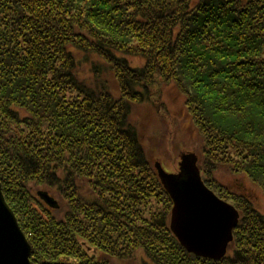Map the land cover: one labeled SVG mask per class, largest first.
Returning a JSON list of instances; mask_svg holds the SVG:
<instances>
[{"label": "trees", "instance_id": "16d2710c", "mask_svg": "<svg viewBox=\"0 0 264 264\" xmlns=\"http://www.w3.org/2000/svg\"><path fill=\"white\" fill-rule=\"evenodd\" d=\"M170 85L201 137L204 183L240 214L220 260L170 232L172 202L131 121ZM221 165L264 192V0H0V183L31 264L139 252L141 264H264V215L215 183Z\"/></svg>", "mask_w": 264, "mask_h": 264}, {"label": "water", "instance_id": "95a60500", "mask_svg": "<svg viewBox=\"0 0 264 264\" xmlns=\"http://www.w3.org/2000/svg\"><path fill=\"white\" fill-rule=\"evenodd\" d=\"M179 157L175 173H168L155 163L158 177L173 201L170 228L188 252L220 260L232 241L239 213L205 186L194 153H181ZM37 195L49 206H57L46 191ZM30 252V245L0 188V264H30Z\"/></svg>", "mask_w": 264, "mask_h": 264}, {"label": "rangeland", "instance_id": "374dc122", "mask_svg": "<svg viewBox=\"0 0 264 264\" xmlns=\"http://www.w3.org/2000/svg\"><path fill=\"white\" fill-rule=\"evenodd\" d=\"M150 97L158 108L150 102H144L134 108L131 113V121L139 129L142 143L152 161L159 160L166 171L176 172L178 169V151L193 152L199 160L202 141L187 116L183 95L170 85L160 91L158 87L152 89ZM200 173L203 180V177H205L204 173L202 171ZM213 178L215 183L229 194H241L249 198L254 208L264 215V192L245 175L240 172L234 173L228 167L221 165L213 172ZM208 184L210 185V183ZM40 191L44 192L46 190ZM227 202L231 204V202ZM81 246L95 259L99 261L105 259V256L98 249L83 243ZM134 257H136L134 260H116L117 262L114 260V262L115 264L142 263L143 254L141 252Z\"/></svg>", "mask_w": 264, "mask_h": 264}, {"label": "bare ground", "instance_id": "6f19581e", "mask_svg": "<svg viewBox=\"0 0 264 264\" xmlns=\"http://www.w3.org/2000/svg\"><path fill=\"white\" fill-rule=\"evenodd\" d=\"M181 153H188V152H184V151H178V153L177 154H181ZM157 161V162H156ZM155 162H153V168H154V170H155V172H156V174H157V176H158V173H157V169H156V167H155V163H159L160 164V166L162 167V169H165V168H163V166H162V164H161V162H159V160H156ZM179 161H180V157H179V155H178V159H177V167L179 166ZM158 179H159V181H160V178L158 177ZM204 182V181H203ZM160 183H161V185H162V187L164 188V186H163V184H162V182L160 181ZM205 184V183H204ZM0 186H1V183H0ZM205 186L206 187H208L206 184H205ZM1 188V187H0ZM164 190L166 191V189L164 188ZM1 192H2V188H1ZM166 193L168 194V196H169V198H170V200H171V202H172V206H171V209H172V207H173V201H172V199H171V197H170V195H169V193L166 191ZM2 194H3V192H2ZM4 196V195H3ZM5 199V198H4ZM5 202L7 203V201L5 200ZM7 205H8V203H7ZM9 206V205H8ZM10 207V206H9ZM170 221H171V211H170V216H169V225H168V228H169V230H170V232L173 234V231L171 230V228H170ZM233 230H234V228H233ZM25 236V235H24ZM175 236V235H174ZM26 237V236H25ZM175 238L177 239V241H178V243L180 244V241L178 240V238L175 236ZM232 241H233V231H232ZM231 241V242H232ZM230 242V243H231ZM230 243H228L227 245H226V253H227V251H228V246H229V244ZM180 246H182L185 250H186V252H188L187 251V249L182 245V243L180 244ZM31 248V247H30ZM188 253H190V254H193V255H195V256H197V257H200V258H204V259H209V260H215V259H212V258H208V257H204V256H200V255H196V254H194V253H192V252H188ZM226 253H225V255H226ZM30 255H31V252H30ZM224 255V256H225ZM29 260H30V256H29ZM30 264H31V262H30Z\"/></svg>", "mask_w": 264, "mask_h": 264}]
</instances>
